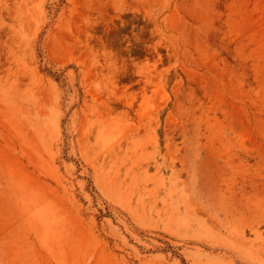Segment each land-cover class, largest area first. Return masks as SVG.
Instances as JSON below:
<instances>
[{"label": "rangeland", "instance_id": "374dc122", "mask_svg": "<svg viewBox=\"0 0 264 264\" xmlns=\"http://www.w3.org/2000/svg\"><path fill=\"white\" fill-rule=\"evenodd\" d=\"M0 264H264V0H0Z\"/></svg>", "mask_w": 264, "mask_h": 264}]
</instances>
